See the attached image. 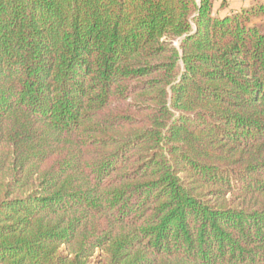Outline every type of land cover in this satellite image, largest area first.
<instances>
[{
  "label": "trees",
  "instance_id": "trees-1",
  "mask_svg": "<svg viewBox=\"0 0 264 264\" xmlns=\"http://www.w3.org/2000/svg\"><path fill=\"white\" fill-rule=\"evenodd\" d=\"M230 1L0 0V264H264V4Z\"/></svg>",
  "mask_w": 264,
  "mask_h": 264
},
{
  "label": "rangeland",
  "instance_id": "rangeland-1",
  "mask_svg": "<svg viewBox=\"0 0 264 264\" xmlns=\"http://www.w3.org/2000/svg\"><path fill=\"white\" fill-rule=\"evenodd\" d=\"M213 1V0H212ZM246 2H247V4H248V1H249V5L250 4H253V5H256L257 3H262V4H264V0H245ZM218 6V5H217ZM217 6H216V8H217ZM241 7V6H239V5H237V3L236 4H232V5H230V6H228V8L229 9H232V10H238L239 8ZM228 8H226V9H228ZM225 9V8H224ZM254 22H256V23H259V21L257 20H253ZM260 26L261 25H264V23H261L260 22V24H259Z\"/></svg>",
  "mask_w": 264,
  "mask_h": 264
},
{
  "label": "crops",
  "instance_id": "crops-1",
  "mask_svg": "<svg viewBox=\"0 0 264 264\" xmlns=\"http://www.w3.org/2000/svg\"><path fill=\"white\" fill-rule=\"evenodd\" d=\"M237 3V5H239V6H244V5H249V1H248V4H247V2L246 1H238V0H231L230 2H229V6L230 5H232V4H236ZM239 8V7H238ZM229 9V8H228ZM223 11H227V9L225 8V9H223L222 10V12Z\"/></svg>",
  "mask_w": 264,
  "mask_h": 264
},
{
  "label": "built area",
  "instance_id": "built-area-1",
  "mask_svg": "<svg viewBox=\"0 0 264 264\" xmlns=\"http://www.w3.org/2000/svg\"><path fill=\"white\" fill-rule=\"evenodd\" d=\"M221 1L222 0H213L214 7H216L217 5H219Z\"/></svg>",
  "mask_w": 264,
  "mask_h": 264
}]
</instances>
